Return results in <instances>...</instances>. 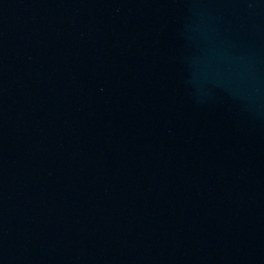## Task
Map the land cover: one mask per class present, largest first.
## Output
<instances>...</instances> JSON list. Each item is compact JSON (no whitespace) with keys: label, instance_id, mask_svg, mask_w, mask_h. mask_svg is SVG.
<instances>
[{"label":"water","instance_id":"water-1","mask_svg":"<svg viewBox=\"0 0 264 264\" xmlns=\"http://www.w3.org/2000/svg\"><path fill=\"white\" fill-rule=\"evenodd\" d=\"M0 264H264V0H0Z\"/></svg>","mask_w":264,"mask_h":264}]
</instances>
